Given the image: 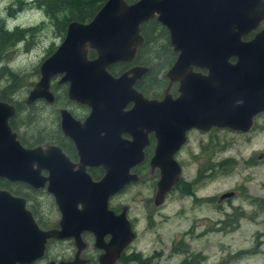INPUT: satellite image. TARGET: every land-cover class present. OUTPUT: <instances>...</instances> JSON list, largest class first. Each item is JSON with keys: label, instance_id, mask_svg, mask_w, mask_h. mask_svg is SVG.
I'll return each mask as SVG.
<instances>
[{"label": "water", "instance_id": "water-1", "mask_svg": "<svg viewBox=\"0 0 264 264\" xmlns=\"http://www.w3.org/2000/svg\"><path fill=\"white\" fill-rule=\"evenodd\" d=\"M200 1L137 0L127 4L124 0H105L88 22L68 21L60 44L39 64L38 78L29 89L25 102L31 103L38 98L51 101L49 80L62 73V81L71 85L75 82V86L67 90L68 98L92 107L86 121L99 123L114 118L106 108L115 107L118 100L116 96L108 95L113 88L106 86L131 83L146 68L134 67L131 70L134 78L126 77V73L112 78L106 73L105 66L124 55L132 57L135 47L143 40L138 32L139 24L154 17L168 30L169 42L178 52L165 75L179 82V95L171 102L166 96L161 101L141 97L140 119L147 122L155 116L151 121L158 122L177 115L187 122L186 128L206 130L210 126H226L248 130L251 115L264 111V29L250 40L242 41L240 37L263 17L264 0H234L230 15L229 11L220 9L214 16L213 11L210 21V10L203 9ZM87 49L94 50L96 57L86 61L88 66L91 65L92 77L87 78L86 88L79 89L85 71L78 73L74 67L76 62L85 61ZM201 52L204 53L200 55ZM230 56L236 58L235 63H228ZM192 66L205 67L207 74L192 73ZM92 92L95 93L93 96ZM103 103L105 107L99 111L97 106ZM170 106H179L181 111L174 114ZM152 107L155 111L149 110ZM13 114V105L0 100V178L21 181L32 188H41L47 182L45 190L53 196L60 219L58 229L41 231L24 208L23 200L0 190V264L29 263L43 255L47 238L67 237L74 239L76 251L72 260L58 264H82L78 258L83 247L79 233L84 230L93 235L94 246L103 250L96 264H113L134 233L124 208L115 215L107 208V198L135 181V176L128 173L131 164L120 162L119 156L129 153L132 148H140L144 137L125 140L113 132L101 136L93 131L77 135L69 128L73 119L61 111L62 130L74 143L79 157V165L73 170V164L57 146L23 147L8 124ZM92 165L104 170L98 181H92L84 171L86 166ZM43 170L47 171L46 176L41 174ZM176 173L177 170L170 177L164 167L160 168L154 205L162 202ZM13 212L23 218L17 229L6 227L16 216ZM104 235H109L106 242Z\"/></svg>", "mask_w": 264, "mask_h": 264}, {"label": "flooded vegetation", "instance_id": "flooded-vegetation-1", "mask_svg": "<svg viewBox=\"0 0 264 264\" xmlns=\"http://www.w3.org/2000/svg\"><path fill=\"white\" fill-rule=\"evenodd\" d=\"M104 1L105 0H103V2ZM124 1L127 4H130L137 0ZM200 5L203 9L210 10V21V18H213V11L214 16H216V12L217 15L219 14L220 9L229 11L230 15V10L234 9L235 2L234 0H201ZM89 20L79 22L86 23ZM149 20L154 21V23L146 26V22H148ZM228 23H230V21H228ZM144 29L147 30L151 35L147 43L143 34V31H145ZM263 29L264 15L258 21V23L252 29H250V31L242 35L240 39L242 41L250 40L256 33L260 32ZM138 32L143 40L139 45L135 47L133 56L127 58V55H124L125 57L122 55V59L112 61L105 66L106 73H108L112 78H117L121 75H124V73H126V77L133 76L134 78V75L131 72L134 67L146 68V71L142 72L131 83L126 81L119 83L116 87H114L113 84L106 86L107 89L113 88V91H110L108 95L111 97L116 96V101L118 100L115 107L106 108L114 114V118L110 120H104L99 123L97 121H86L87 117L92 111V107L87 103H80L78 101L69 99L67 96V90L72 85L74 87L75 82H72L71 85L68 81H62L61 77L63 74L57 73L53 75L49 80V91L52 95L51 101H46L43 98H38L31 103H26V97L24 98V103L27 106H30L35 102H39L42 106L40 114H43L45 112L48 113L47 118L50 117L48 125H43L41 127V130L39 131V133L41 134L40 137H43V140L30 146H27L20 141L21 132L18 130V127L16 125H13L16 127L15 129H13L12 126H10V119L14 117L16 109L15 105L9 102L7 103L13 105L14 107V114L9 117L8 124L10 129L16 132V138L23 147H33L39 145L44 148L46 145H54L60 148L62 153L67 157V160L71 164H73V170H76L77 166L79 165V157L74 143L68 137V135L64 134L62 130L61 111L66 112L73 119L74 122L69 125V128L71 129L72 133L77 135L87 134L93 131L95 133H99L101 136L105 135L107 132H113L119 138L125 140H132L133 137H144L145 141L143 140V144L140 148H132L129 153L119 156L120 162H129L131 164L128 169V173L135 176V181L127 183L119 192L107 198V208L112 210L115 215L119 214L121 212V209L124 208V215L130 224V229L134 233L133 239L121 249L113 264H121L122 259L125 256H128L124 254V251L128 248L127 246L135 239V232L133 230V224L127 218V205L123 204L119 208L111 207L109 206V200L120 192H124V190L128 189L130 186L143 183L151 188V202L152 204H154L153 201L156 191V182L159 179L161 167H164L166 169V172L170 177H172L177 170L174 179L171 181L170 188L165 192L163 196V203L166 200L170 204H172V201L174 200L188 201L189 204L187 205V207L184 205H180L175 210V213L180 215L184 214L185 209L194 210L196 207L201 208L203 205H205L211 211L212 216H206L209 219L208 223H194L192 221V223L189 224L183 231L182 236V239L185 243L183 244L182 250L185 253L183 254L181 264H203V262L199 261L198 259V256L200 258L202 257L199 254V251H197V249L192 246L187 238L189 235L195 232L196 226L199 224L202 226V229L199 232V237H203L207 233H217L221 227H232L236 225V218H251L257 216L258 214H264V193L262 195L255 193L251 194L250 192H248L247 187L243 183H239L236 184L235 187H232L230 189L216 192L215 194H206V192H204L202 189L204 188V185L211 181H213L212 183H216L214 181L218 177V174L216 173L218 170H216V168L220 167L221 165L225 166V164L231 165L234 163L230 159H219L217 153L213 149L204 147L202 135H208L209 133L215 134L219 130H226L246 135L245 133H250L256 128V121L264 116V111H259L251 115V125L249 129L245 131L239 129H231L230 127L226 126H210L206 130L198 127L186 128L187 122H184L181 119L177 118V115L176 117L170 116L168 119H161L158 122L151 121V119H155V116H151V119H149L147 122L141 120L139 110L141 97L147 100L161 101L163 97L166 96L169 102L178 97L179 82L175 79H170V77L165 75L175 62L178 52L173 49V46L169 42L168 30L164 26H162L160 22H158L154 17L140 23ZM62 36H64V34ZM159 41H161L162 44H158ZM153 42H157L156 45ZM58 44L55 45L53 50L58 46ZM50 53L44 56L40 63L48 55H50ZM202 53L204 52H201L200 55ZM95 57V51L92 49H87L85 61H80L79 63L76 62V67H74V69L78 73L81 70L85 71L82 76L85 83L83 82V85L79 89L87 87V78L89 77L91 79L92 77V68L90 64V66H88L87 62L92 61L93 59H95ZM227 61L228 63H235L236 58L234 56H230L228 57ZM185 69L187 71L188 67H186ZM190 71L199 76H205L207 74V69L205 67L203 68L199 66H192L190 68ZM94 94L95 93L92 92V96ZM104 107L105 104L103 103L98 105L97 109L99 111H102ZM49 108L50 110H48ZM149 110L155 111V108L152 107L149 108ZM170 111L175 114L177 112H180L181 109L179 106L175 108L173 106H170ZM191 135L195 136L194 146H188L189 137ZM158 144H160V147H157ZM156 153H159V155L156 156ZM263 155V152H259L256 156V161L250 160L249 162H243L244 160L249 159H241V162L236 161L234 165H241L243 169L251 168L257 165L258 162L264 160ZM151 160L153 161L152 165ZM222 161H227L228 163ZM161 164L163 165L159 168V165ZM233 169H236V167H233ZM84 171L92 181H98L104 174V170L100 166L95 165L86 166L84 168ZM41 174L43 176H46L48 173L46 170H43L41 171ZM46 185L47 182H45V185L41 188H32L21 181H9L7 179L0 178V190L6 191L12 197L22 199L24 208L30 212L33 222L41 231L58 229V220L60 219V212L58 211L54 203L53 196L45 190ZM41 193L46 194L50 202L53 204V206H55V215L57 214L55 216L56 220H48L47 215L42 211V209L40 210L36 198L40 197ZM237 196L243 197L245 200L249 201V205L251 207L250 211H245L243 207L240 206V204H232L231 200ZM225 205L229 206L231 212L226 213L224 210H222L223 206ZM13 214L16 215L15 218H11L9 220L11 225L6 224V227L17 229L19 223L21 226L23 218L20 214H17V212H13ZM219 214L222 215L225 221L220 220ZM230 221H234V223L228 224ZM79 237L81 243L83 244V247L78 253L79 260L83 261L82 264H96L98 257L103 252V250L94 246V237L89 231H81L79 233ZM108 239L109 235L103 236V240L105 242L108 241ZM57 242H67L68 245L71 246V255H67L66 257L50 256L49 248L52 244H55ZM43 251L44 252L41 257L29 263L22 264H48L49 262H51L52 264H58L60 261L65 262L68 260H72L76 251V246L72 237L47 238L44 243ZM133 257L134 256H131V259ZM132 261H134V259Z\"/></svg>", "mask_w": 264, "mask_h": 264}, {"label": "rangeland", "instance_id": "rangeland-1", "mask_svg": "<svg viewBox=\"0 0 264 264\" xmlns=\"http://www.w3.org/2000/svg\"><path fill=\"white\" fill-rule=\"evenodd\" d=\"M24 1L25 0H21ZM17 0H9L8 5L3 9L8 18H11L12 27L21 28L33 27L34 36L29 41L18 43L16 47L7 53V57L0 61V68L6 65L9 72L18 76L17 83H14L8 90L7 95L11 101L18 104L23 110L13 118V123L21 132V137L27 142H32L40 137L39 131L43 125H48L50 117L48 113L40 114L41 104L35 102L30 106L24 103L27 91L38 78L37 66L44 56L50 53L55 45L60 44L63 37L56 33L53 25L46 20L43 11L31 7L22 6L19 9L11 8L16 6ZM26 3V2H25ZM12 9L14 12L8 16ZM6 19V18H2ZM7 21V19H6ZM12 29V28H11ZM58 44V45H59ZM158 44H162L159 41ZM11 65V66H10ZM4 72L0 74V90L11 82L10 76ZM50 110V108L48 109ZM22 122L23 124H19ZM257 126L246 135L226 130H219L215 134H203V146L213 149L219 159H230L235 164L241 162L256 161L259 152L264 153V116L257 121ZM195 136L189 137V145L194 146ZM264 156V155H263ZM227 162V161H222ZM228 163V162H227ZM225 164L216 168L218 177L204 185L202 189L206 194H215L223 190L235 187L243 183L251 194L262 195L264 193V160L258 162L251 168L241 165ZM236 167V169H233ZM37 197L40 210L47 215L48 220H56L55 206L50 202L46 194L41 193ZM152 190L146 184L132 185L124 192H120L109 200V206L120 207L127 205V218L133 224L135 239L124 251L125 256L121 264H181L184 241L183 231L192 223H208L211 211L205 205L194 210L185 209L183 215L176 214L175 210L189 204L186 200H174L170 204L167 200L155 206L151 202ZM173 200V198H172ZM233 205L243 207L250 211L249 201L243 197H234L231 200ZM55 209V210H54ZM226 213L231 212L228 205L223 206ZM208 216V217H206ZM220 220L225 221L221 214ZM264 214L255 217L236 218L237 224L232 227H221L216 233H207L199 237L202 226H196L195 232L187 238L192 246L199 251L203 264H264ZM230 221L228 224H233ZM189 246V245H188ZM190 247V246H189ZM130 254V255H129ZM50 256L66 257L71 255V246L67 242H57L49 248ZM136 255L134 261L131 256Z\"/></svg>", "mask_w": 264, "mask_h": 264}, {"label": "trees", "instance_id": "trees-1", "mask_svg": "<svg viewBox=\"0 0 264 264\" xmlns=\"http://www.w3.org/2000/svg\"><path fill=\"white\" fill-rule=\"evenodd\" d=\"M102 2L103 0H32L30 3H25L24 1L19 0V2L14 3L16 4V6H12L11 8L19 9L22 6H27L43 11L46 20H48V23L50 22L53 25L54 31L59 35H63L65 33L64 31L68 21L89 20L102 4ZM13 12L14 11L10 9V12H8V16H11ZM152 23H154V21L149 20L148 22H146V26H148L149 24L151 25ZM6 25V19L0 18V61L5 59L7 57V53L14 47H16L18 43H22L23 41H25L27 44L29 38L31 39L34 36L35 32H37L34 31L33 27L19 28L17 26H14L11 30H9ZM143 34L147 43L151 35L147 30L143 31ZM153 43H155L156 45L157 42ZM4 72H7L6 74L10 76L11 82L9 85H5L3 90H0V100L15 105L16 112L14 117H16L19 115V110L23 109L20 108L18 104L11 101L10 97L7 95L8 91L6 90L12 87L14 83H17L18 76L13 72H9L6 68V65L0 68V74ZM13 118L10 119V126L15 129L16 127L13 126ZM19 124L23 123L19 122ZM42 140L43 137H38L32 142H27L20 136V141L27 146L41 142ZM135 258L136 255H134L132 259Z\"/></svg>", "mask_w": 264, "mask_h": 264}, {"label": "clouds", "instance_id": "clouds-1", "mask_svg": "<svg viewBox=\"0 0 264 264\" xmlns=\"http://www.w3.org/2000/svg\"><path fill=\"white\" fill-rule=\"evenodd\" d=\"M26 3H30L31 0H25ZM9 3V0H0V18H6L7 19V27L9 30L12 28V21L11 18L7 17L6 12L3 10ZM11 66V65H10Z\"/></svg>", "mask_w": 264, "mask_h": 264}, {"label": "bare ground", "instance_id": "bare-ground-1", "mask_svg": "<svg viewBox=\"0 0 264 264\" xmlns=\"http://www.w3.org/2000/svg\"><path fill=\"white\" fill-rule=\"evenodd\" d=\"M17 1H19V0H17ZM32 1V0H31ZM14 3H16V2H14ZM77 21V20H76Z\"/></svg>", "mask_w": 264, "mask_h": 264}]
</instances>
